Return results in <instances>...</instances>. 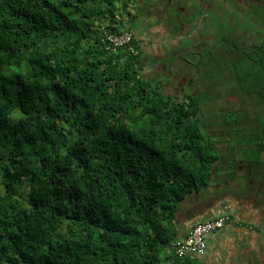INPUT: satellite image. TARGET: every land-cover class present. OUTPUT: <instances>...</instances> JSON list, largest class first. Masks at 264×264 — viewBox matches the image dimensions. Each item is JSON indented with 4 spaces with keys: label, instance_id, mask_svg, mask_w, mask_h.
Masks as SVG:
<instances>
[{
    "label": "trees",
    "instance_id": "obj_1",
    "mask_svg": "<svg viewBox=\"0 0 264 264\" xmlns=\"http://www.w3.org/2000/svg\"><path fill=\"white\" fill-rule=\"evenodd\" d=\"M137 4L0 0V264H204L178 252L181 204L224 181L225 150L249 145L264 165V0H223L221 18L205 0L159 8L192 49L181 95L173 67L147 66ZM106 31L131 40L114 48Z\"/></svg>",
    "mask_w": 264,
    "mask_h": 264
},
{
    "label": "crops",
    "instance_id": "obj_2",
    "mask_svg": "<svg viewBox=\"0 0 264 264\" xmlns=\"http://www.w3.org/2000/svg\"><path fill=\"white\" fill-rule=\"evenodd\" d=\"M250 166L247 167L246 164L245 167H240L238 165L239 170L237 171V175L244 174V177L250 174V178H245L241 182L243 188L248 186L247 190L225 192L222 188L229 182L223 181L218 184L215 176L214 181L218 190L210 194H193L184 202L178 214L177 227L180 240H183L198 223L222 215L233 217L232 223L209 236L207 252L201 257L204 264H264V258L260 259L259 256L250 258V247L254 249L263 244L264 225V222L254 225L251 220L253 216H257L255 221L259 217L264 219V174L248 171ZM253 194L260 196V203L253 202ZM233 241L235 245L239 244L236 246L243 245L248 248L232 250L231 242ZM259 255L264 256V254Z\"/></svg>",
    "mask_w": 264,
    "mask_h": 264
},
{
    "label": "rangeland",
    "instance_id": "obj_3",
    "mask_svg": "<svg viewBox=\"0 0 264 264\" xmlns=\"http://www.w3.org/2000/svg\"><path fill=\"white\" fill-rule=\"evenodd\" d=\"M160 2H163V0H156V3L158 5L163 6L162 3H160ZM134 7H136V6H134ZM245 11H246L245 7H241V11H238V14L236 16L239 19V23L245 22L246 20L250 19V16L248 14H246ZM151 14H152L151 12L148 15H146L145 13L144 14L141 13L140 18L144 22L141 23L138 21V26H137L138 39H140L141 41L142 40H148V39H146L148 37L144 38V36H143L142 32H144V31H146L148 33H150L151 31H153V32L158 31L159 32V37H158L159 43L157 41H154V44L158 43V45L161 46L162 51L163 52L167 51V53H166V59H165V54L160 56V58H162L163 61L161 63L157 64L158 66L155 68L156 72H161V70H164L163 66H168L170 68L173 67L172 68L173 73L171 74V76H172V79H174L175 81H171L170 86H168L166 89L170 93L181 95L184 91V88L189 86L192 82L191 78H190L191 75H188L187 73H183V72L179 75V72H176L175 66L181 65V68L183 70L188 68V66L185 63H182V61H183V55L182 54L185 53V49L183 50L184 52L180 50L181 47L175 49L176 42H178V39H176V37H175V31H176V29L174 27L175 25L171 24L170 26L166 27V25L164 24V22L160 16H157L158 18H155V17L151 16ZM127 19H128V16L126 15L124 17L125 24H128ZM171 26H173V27H171ZM123 37L125 40L128 39L127 35H123ZM186 38L188 40L192 39L191 36H187ZM201 38H203V37L200 36V38H199V37L195 36L193 41L191 42V45L194 46L196 43L199 44L197 42L198 41L197 39L200 40ZM186 42H187V40H186ZM142 44H143V42H142ZM154 44H152L153 47L155 46ZM191 45H190V47H192ZM168 50H170L171 52H169ZM190 50H192V49L188 47L185 54L187 55L189 60H192L193 57L190 55L191 53H189ZM167 59H169L170 62H168ZM178 60L180 61V63H177ZM148 62H152V60L148 59ZM151 64H153V63H151ZM152 69H149V70H152ZM154 74H156V73L154 72ZM147 75H149V74L147 73ZM177 75H179V76H177ZM215 80H218L217 76L215 77ZM243 98H244L245 104H250V95H243ZM218 107H219L218 103H216V104L215 103H209L207 105V113H206V118H205L206 122L217 123L222 119L224 113H220L218 111ZM224 107H225L224 111H227V112L235 111L230 104L229 105L224 104ZM211 109H215V110L214 111H208ZM249 109H250V106H249ZM208 112H213V113H208ZM208 129H209L210 135L216 136L215 139L218 140V142H220V139H222L225 136V134L228 132V130L226 128H223L222 125H217L215 128H208ZM248 146L249 145H245V144L242 146L237 145V149L225 150L223 155L227 159L230 158L233 161L235 160L234 162H236L238 165H240V167H242V166L245 167L247 164V167H249V165H251V167H253L256 170L257 168L255 166L258 162L257 163L253 162V160H252L253 156H252V153L250 150L251 148ZM232 160H230V162ZM230 162L227 161L225 163V166L223 167L222 173H221L223 175L224 181L229 182L225 186H223V188H222L223 191L233 193V191H240L243 189L247 190L248 186L243 188L241 182H243V180L245 178H250V174H248L247 177H244L243 176L244 174L237 175L235 170L237 168V171H238L239 168L234 166L233 163L229 165ZM248 171H250L249 168H248ZM213 185H215L214 182H213ZM217 190H218L217 185H215L214 187L211 186L210 192H212V191L216 192ZM201 194H204V193H201ZM252 200H253V202H257V203H260V201H261L260 196H258L257 194H253ZM183 204H184V202L181 204V209H182ZM256 217L257 216L251 217V220H253L254 225H258L261 222H264V219H262V217L261 218L259 217V219H257L255 221ZM231 243H232V247H231L232 250H246L248 248L247 246H243V245H241L240 247L236 246L239 244L235 245L234 241ZM207 244H208V242H207ZM227 249H229L228 245H227ZM259 254H261V255L264 254V225H263V244H261L260 246L254 248V249H252V247H250V258L252 256H259L260 259H263L264 256L261 257Z\"/></svg>",
    "mask_w": 264,
    "mask_h": 264
},
{
    "label": "flooded vegetation",
    "instance_id": "obj_4",
    "mask_svg": "<svg viewBox=\"0 0 264 264\" xmlns=\"http://www.w3.org/2000/svg\"><path fill=\"white\" fill-rule=\"evenodd\" d=\"M208 1H209V4H206ZM217 1L219 2L218 5L214 4V2L212 0H205V5H207L208 7H216L214 9L213 15H214V17L221 18L222 15H223L222 14L223 0H217ZM160 3H162V5H163L162 7L156 3V0L155 1L154 0H138V4L137 5H138V7L141 8L140 12L143 13V14L146 13V10L148 8H150V9L153 10V11H151V13H152L151 16H153L155 18H158L157 16L165 18V16L159 12V8L166 7L165 5L167 3V0H163V2H160ZM138 21L141 22V23L144 22L141 18ZM246 21L249 22L248 20H246ZM230 22L232 23L233 26H235L239 22V19L236 16V20L230 21ZM164 24L166 25L165 22H164ZM166 27H168V26H166ZM142 33H143L144 38L148 37V38H146L148 40H142V42H143V44H142L143 50L145 51L146 55H148L149 57H152L154 59V63L151 64V65H147V66H151L153 68H156L158 66L157 64H159V63H161L163 61L162 58H160V56L165 54V59H166L167 51L163 52L160 45L154 44V41L159 42L158 41V37H159V32L158 31H156V32L151 31L150 33L144 31ZM181 33H183V32H181ZM183 35H184V33H183ZM190 36H191L192 39H194V36H196V37H200L201 36V37L204 38L205 35L201 34V33H198V34H194V35L192 34ZM203 38H201L200 40L197 39L198 40L197 42L200 44L201 40ZM152 44H154L155 46L153 47ZM176 48H178V47L176 46L175 49ZM180 50L183 51L182 48ZM168 51L171 52L170 50H168ZM167 60H168V62H170L169 59H167ZM177 63H180V61L178 60ZM162 71L163 70H161V73H162ZM180 74L181 73H179V75ZM187 74L190 75V73H187ZM179 75H177V76H179ZM190 78H191V81H192V77H190ZM171 81H175V80L172 79ZM255 167L257 168L256 170L253 167L250 166V172L253 173L255 171L256 173L259 172V173H263L264 174V165H260L259 163H257Z\"/></svg>",
    "mask_w": 264,
    "mask_h": 264
},
{
    "label": "built area",
    "instance_id": "obj_5",
    "mask_svg": "<svg viewBox=\"0 0 264 264\" xmlns=\"http://www.w3.org/2000/svg\"><path fill=\"white\" fill-rule=\"evenodd\" d=\"M128 40L129 37L127 40L123 36L111 35L110 37V41L114 45L125 43ZM233 221L234 219L230 215H222L215 219L196 224L185 239L178 244V252L180 254H192L199 257L204 256L207 252L209 236L225 228Z\"/></svg>",
    "mask_w": 264,
    "mask_h": 264
},
{
    "label": "clouds",
    "instance_id": "obj_6",
    "mask_svg": "<svg viewBox=\"0 0 264 264\" xmlns=\"http://www.w3.org/2000/svg\"><path fill=\"white\" fill-rule=\"evenodd\" d=\"M105 33H106V35H108V31H106ZM113 35H114V34H113ZM123 35H127V36L129 37V40H128L127 42L122 43V44H119V45H114V44L112 43L111 46L114 47V48H119V47L124 46L125 44L129 43L130 40H131V37H130V35L127 34L126 32H123L121 35H115V36H118V37H119V36H123ZM107 37L110 39L111 35H108ZM108 46H109V45H108ZM108 46H107V48H108ZM109 47H110V46H109ZM112 49H113V48H112ZM113 50H114V49H113Z\"/></svg>",
    "mask_w": 264,
    "mask_h": 264
}]
</instances>
